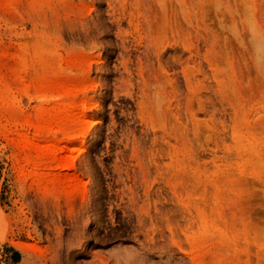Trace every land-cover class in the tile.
I'll list each match as a JSON object with an SVG mask.
<instances>
[{
  "label": "rangeland",
  "instance_id": "rangeland-1",
  "mask_svg": "<svg viewBox=\"0 0 264 264\" xmlns=\"http://www.w3.org/2000/svg\"><path fill=\"white\" fill-rule=\"evenodd\" d=\"M68 256L264 264V0H0V264Z\"/></svg>",
  "mask_w": 264,
  "mask_h": 264
},
{
  "label": "bare ground",
  "instance_id": "bare-ground-1",
  "mask_svg": "<svg viewBox=\"0 0 264 264\" xmlns=\"http://www.w3.org/2000/svg\"><path fill=\"white\" fill-rule=\"evenodd\" d=\"M34 1L36 2V0H34ZM67 90H69V92L72 94V91H71L72 88H67ZM57 116H58V114H55L53 117H56V121L59 122L58 125H57L58 126L57 127L58 131H61L62 133L66 134L68 138H71L72 135H73V130L76 127L75 126V123L77 122V120H75V118L74 117H71V115H69V114L68 115H65L64 118L63 117L62 118H58ZM59 119H61L63 121L61 122ZM54 147L57 150H60L61 151V150H63L65 148V145L59 144V145H54ZM37 177H38V179H43L45 176L42 175V174H40ZM73 179H74V177L72 175H69L65 180H66V182L70 183V182H73ZM43 183H44V185L43 184L42 185H43L44 189H51V188L54 187L55 184L64 183V184H62V188H63V192L65 194H67V195H69L71 193H74L75 194L76 190H78L76 188L68 189L66 187V183L62 180L61 177H50L49 179L44 180ZM49 191H51V190H49ZM32 246H34V245H31L29 247H31L32 250H34V249L37 250V248H33ZM18 247L20 249H22V250H26L28 248L25 244H19ZM67 254H68V252H67ZM66 259L68 261V264H72V262L69 261V259H70L69 256Z\"/></svg>",
  "mask_w": 264,
  "mask_h": 264
},
{
  "label": "crops",
  "instance_id": "crops-1",
  "mask_svg": "<svg viewBox=\"0 0 264 264\" xmlns=\"http://www.w3.org/2000/svg\"><path fill=\"white\" fill-rule=\"evenodd\" d=\"M16 251H14V253L13 254H17V253H15Z\"/></svg>",
  "mask_w": 264,
  "mask_h": 264
}]
</instances>
